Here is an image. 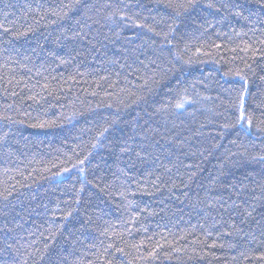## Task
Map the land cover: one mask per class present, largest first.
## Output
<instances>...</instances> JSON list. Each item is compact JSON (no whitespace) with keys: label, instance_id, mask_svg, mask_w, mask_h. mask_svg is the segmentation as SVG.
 Returning a JSON list of instances; mask_svg holds the SVG:
<instances>
[{"label":"trees","instance_id":"trees-1","mask_svg":"<svg viewBox=\"0 0 264 264\" xmlns=\"http://www.w3.org/2000/svg\"><path fill=\"white\" fill-rule=\"evenodd\" d=\"M0 264H264V0H0Z\"/></svg>","mask_w":264,"mask_h":264},{"label":"snow or ice","instance_id":"snow-or-ice-1","mask_svg":"<svg viewBox=\"0 0 264 264\" xmlns=\"http://www.w3.org/2000/svg\"><path fill=\"white\" fill-rule=\"evenodd\" d=\"M183 6V5H182ZM189 6H191V5H189ZM178 107H180V105H178ZM249 125H251V121H249ZM107 129H105V131H106ZM103 134V133H102ZM6 198V197H5Z\"/></svg>","mask_w":264,"mask_h":264}]
</instances>
